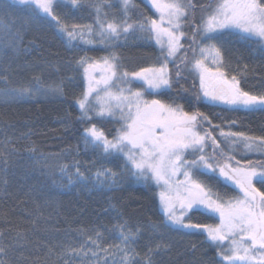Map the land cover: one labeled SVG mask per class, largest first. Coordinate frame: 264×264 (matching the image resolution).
<instances>
[{
  "label": "snow or ice",
  "instance_id": "1",
  "mask_svg": "<svg viewBox=\"0 0 264 264\" xmlns=\"http://www.w3.org/2000/svg\"><path fill=\"white\" fill-rule=\"evenodd\" d=\"M67 2L73 8L83 6L82 0ZM64 3L65 0H12L9 4L5 0L0 8H19L27 14L26 23H47L70 48L78 47L77 41L114 48L122 37L126 40L129 35L144 33L143 38L154 40L160 53L156 65L132 71L123 68L115 51L100 59L84 55L75 61L85 82L79 96L73 98L80 111L77 119L86 125L81 133L84 147H90L105 159L122 158L132 180L147 186L155 184L160 189L162 220L159 225H152L153 230L163 227L187 236L204 235L206 242L215 246L219 264H264V161L248 160L241 164L221 147L211 131L203 128L204 123L213 130L219 127L212 125L203 112L186 111L175 100L149 98L173 90L187 71L194 77L193 88L198 78L197 101L206 99L234 109L264 110V91H245L236 75L229 77L223 70L226 64L222 52L227 37L229 43L234 40L246 45L256 44L264 55V0H209L206 5H200L202 15L198 21L193 0H148L158 18L145 16L134 22L128 15L136 8L134 0H121L122 18L119 20L107 19L108 13L103 9L113 5L102 0L101 4L91 5L95 9L91 24L65 22L57 13ZM186 24L190 34L185 31ZM181 52L183 55H179ZM170 63L174 72L169 69ZM244 67L246 69L247 65ZM34 79L39 83L38 77ZM43 91L5 88L3 94L9 99L27 100ZM52 91L63 94L60 87ZM104 121L119 124L111 138L103 127H98V122ZM220 136L232 145L242 143L247 151L264 152V137L231 131H221ZM209 146L211 154L206 151ZM15 152V149L0 151V166L7 169ZM71 167L75 169L71 175H68V165L60 168L68 175L69 183L74 182V176L76 181L87 185L90 177L81 171L80 162L74 161ZM209 173L213 174L209 179L231 182L239 195L225 199L214 192L199 179ZM120 175L111 168H98L92 177L93 186L111 189L117 185ZM198 213L218 217L219 223L212 225L194 220ZM115 227L121 243L112 246L114 252L103 248L102 234L97 231L95 238L86 234V240L78 248H62L59 259L63 264H71L76 258L99 262V250L106 256L119 254L120 260L113 264H138L135 256L139 254L134 253L131 245L136 243L139 228L134 232L126 223ZM18 239L23 237L18 234ZM160 251L161 245L148 249L153 255ZM8 253L9 248L0 247V264H8L4 259ZM146 256L147 264H153L151 256ZM104 264H108L107 259Z\"/></svg>",
  "mask_w": 264,
  "mask_h": 264
},
{
  "label": "trees",
  "instance_id": "2",
  "mask_svg": "<svg viewBox=\"0 0 264 264\" xmlns=\"http://www.w3.org/2000/svg\"><path fill=\"white\" fill-rule=\"evenodd\" d=\"M6 2L10 4L12 0ZM193 2L197 5L195 19L198 21L202 15L200 5H206L209 0ZM101 3L102 0H82V7L73 8L65 0L57 13L69 24H91L95 19L91 5ZM108 3L113 6L103 9L108 13L107 19H121V0H108ZM134 3L136 8L128 13L131 21L145 16L158 18L148 0H134ZM27 19V14L19 8H0V151L16 150L7 169L0 166V247L9 248L4 259L8 264H63L59 259L62 248H78L86 240V234L95 238L97 231L102 234L103 248L114 252L112 246L121 243L115 226L126 223L134 232L139 228L136 243L131 245L134 253L139 254L135 256L138 264H147L146 254L151 256L153 264H219L215 246H210L204 235L187 236L163 227L153 230L152 225H159L162 220L156 185L132 180L122 158L105 159L90 147L86 149L81 139L86 125L77 119L80 111L73 98L79 96L85 82L75 61L84 55L100 59L115 51L124 69L139 70L156 65L159 46L154 40L144 39L146 34L137 33L126 40L122 37L114 48L79 41L78 47L70 48L47 23H26ZM191 19L190 15L189 23ZM185 31L190 34L187 24ZM228 39L225 38L222 46L226 64L223 70L229 77L236 75L245 91H264V55L258 46L234 40L229 43ZM218 46L221 45L218 43ZM188 55L191 56L190 51ZM169 69L175 71L171 63ZM183 76L170 92L149 98L175 100L186 111L203 112L212 125L219 126L213 130L204 123L203 128L211 131L221 147L241 164L248 160L264 161V152L247 151L242 143L232 145L220 136L221 131H231L264 137V110L234 109L206 99L197 101L198 78L193 88L194 77L187 71ZM34 77L39 78V83ZM56 87L63 89L62 95L52 91ZM5 88L44 91L36 92L31 99L14 100L4 96ZM98 127H103L111 138L119 124L104 121L98 122ZM206 151L211 154L212 148L209 146ZM76 160L81 164V171L90 177L87 185L76 181L74 176V182L69 183L68 175L75 171L71 165ZM62 165L69 166L68 175L61 172ZM101 167L121 174L115 187L93 186L92 177ZM212 175L199 179L225 199L239 195L234 185L222 178L209 179ZM193 219L205 224L219 223L218 217L210 214L198 213ZM18 234L23 239H18ZM157 245H161L158 255L148 252ZM98 254L99 262L76 258L71 264H104L105 259L113 264L121 258L119 254L106 256L99 250Z\"/></svg>",
  "mask_w": 264,
  "mask_h": 264
},
{
  "label": "rangeland",
  "instance_id": "3",
  "mask_svg": "<svg viewBox=\"0 0 264 264\" xmlns=\"http://www.w3.org/2000/svg\"><path fill=\"white\" fill-rule=\"evenodd\" d=\"M234 163V162H233ZM228 182V181H227ZM229 183H231V182H229ZM158 188V187H157ZM160 191V189L158 188V192ZM159 206H160V202H159Z\"/></svg>",
  "mask_w": 264,
  "mask_h": 264
}]
</instances>
